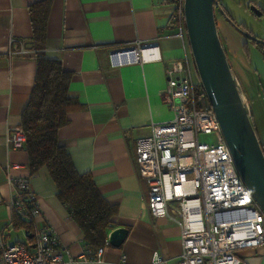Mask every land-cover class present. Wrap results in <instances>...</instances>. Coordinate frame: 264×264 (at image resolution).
I'll list each match as a JSON object with an SVG mask.
<instances>
[{
	"label": "crops",
	"instance_id": "0c3cea01",
	"mask_svg": "<svg viewBox=\"0 0 264 264\" xmlns=\"http://www.w3.org/2000/svg\"><path fill=\"white\" fill-rule=\"evenodd\" d=\"M36 1L0 0V236L9 242H31L24 228L13 225L10 200L14 191L9 181L29 178V189L39 209L34 224L52 228L58 245L68 250L64 253L67 258L85 248L81 228L57 199L47 169L41 167L30 174L26 150L6 141L8 128L20 124L35 79L28 6ZM250 4L257 12L249 9L261 17L247 30L264 38V0H249ZM170 10L162 0H52L43 52L71 73L69 93L82 104L68 114L58 141L66 147L76 170L89 172L101 195L116 204L108 233L117 226L128 228L120 246L109 244L100 261L88 264H149L157 252L168 258V264H176L181 250L177 222L150 214L145 202L148 185L138 175L133 160L135 140L148 135L152 123L173 118L172 109L164 102L165 69L190 48L169 25ZM216 23L229 62L256 92L244 96L264 148V54L223 18ZM11 38L22 41V53L8 54ZM136 40L155 41L158 58L110 64L111 48ZM192 74L197 80L195 69ZM254 94L258 99L255 110ZM202 102L207 104L205 98Z\"/></svg>",
	"mask_w": 264,
	"mask_h": 264
},
{
	"label": "built area",
	"instance_id": "2783aa9c",
	"mask_svg": "<svg viewBox=\"0 0 264 264\" xmlns=\"http://www.w3.org/2000/svg\"><path fill=\"white\" fill-rule=\"evenodd\" d=\"M162 3L171 7L169 25L175 36L190 48L184 0ZM156 45L155 41L136 40L111 48L110 64L156 59ZM24 47L21 40L11 38L8 54H20ZM189 50L165 69L164 102L172 109L173 118L152 123L150 133L135 140L133 160L148 185L147 208L151 215L166 216L179 225L181 250L176 264H247L240 252L253 248L260 253L259 264H264V209L238 174L215 113L198 94L200 80L193 77L196 67ZM201 133L211 135L212 141H201ZM6 141L14 148H24L23 127L10 126ZM9 181L14 191L10 207L14 214L32 219L33 231L31 242H9L0 236V264H88L101 260L109 245L108 234L95 250L84 248L79 255L65 258L68 250L58 245L52 228L34 224L39 209L29 178ZM125 257L123 254L122 261ZM168 261L157 252L149 264Z\"/></svg>",
	"mask_w": 264,
	"mask_h": 264
},
{
	"label": "trees",
	"instance_id": "16d2710c",
	"mask_svg": "<svg viewBox=\"0 0 264 264\" xmlns=\"http://www.w3.org/2000/svg\"><path fill=\"white\" fill-rule=\"evenodd\" d=\"M51 4L52 0H38L28 6L30 46L35 51L36 71L29 98L20 114V125L26 135L24 149L30 174L41 167L47 169L56 186L57 199L67 207L83 232L85 248L95 250L106 238L117 206L101 195L89 172L76 170L66 147L58 141L59 129L68 122V114L80 109L82 104L69 93L71 73L63 69L59 60L43 52ZM217 6L232 25L247 30L236 24L219 0ZM251 42L264 54V43ZM197 90L199 95L206 96L201 84ZM12 221L15 227L24 228L27 236L32 234L31 218L14 214Z\"/></svg>",
	"mask_w": 264,
	"mask_h": 264
},
{
	"label": "water",
	"instance_id": "95a60500",
	"mask_svg": "<svg viewBox=\"0 0 264 264\" xmlns=\"http://www.w3.org/2000/svg\"><path fill=\"white\" fill-rule=\"evenodd\" d=\"M217 0H184V18L189 46L207 102L220 124L234 165L253 198L264 209V148L251 120V110L240 82L228 61L215 19ZM249 8L256 11L250 4ZM247 39L264 38L234 25ZM128 233L117 226L108 233L109 244L118 247ZM29 238L32 234H29ZM35 244H32L34 246Z\"/></svg>",
	"mask_w": 264,
	"mask_h": 264
},
{
	"label": "rangeland",
	"instance_id": "374dc122",
	"mask_svg": "<svg viewBox=\"0 0 264 264\" xmlns=\"http://www.w3.org/2000/svg\"><path fill=\"white\" fill-rule=\"evenodd\" d=\"M256 1H257V3L259 2V0H256ZM219 2L228 11L229 15L231 17H233L236 24H240L241 26L246 27V29L252 28V22L256 21L257 19H259L261 17V16L257 17L249 9V6H248L249 0H219ZM214 12H215V19L216 20L218 18L219 19L223 18L227 24H230V26H232V28H234L237 32H240V31H238L239 29H237L236 26L232 25L229 22V20L223 15L222 10L217 5L215 6ZM219 30L220 29L218 28V33H219ZM246 41H247V39H246ZM230 60H231V58H230ZM230 63H231L232 68H233V70H234V72H235V74H236V76L240 82L243 93H246L247 95H249V94L255 92L254 87H252L250 81L246 80L244 78L243 73H239V70L237 69L236 65H233V63L231 61H230ZM242 64L244 67L246 66L244 62ZM202 96H203V98H205L207 100L206 96H204V95H202ZM252 98H253L252 109L255 110V107L258 104L257 94H254V96ZM246 100H247V98H246ZM249 101H251L250 98H249ZM199 139L201 141H204V142H211L212 141L211 135H205L202 133L199 135ZM240 253L242 256H244V259L246 260L247 264H259L260 253L258 252L257 248H253L250 250L244 249V250H241Z\"/></svg>",
	"mask_w": 264,
	"mask_h": 264
}]
</instances>
